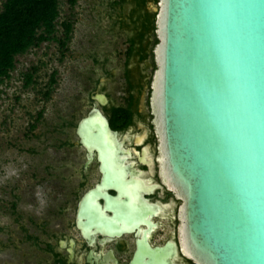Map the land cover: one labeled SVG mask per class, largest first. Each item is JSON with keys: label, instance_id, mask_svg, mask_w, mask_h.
I'll return each instance as SVG.
<instances>
[{"label": "water", "instance_id": "obj_1", "mask_svg": "<svg viewBox=\"0 0 264 264\" xmlns=\"http://www.w3.org/2000/svg\"><path fill=\"white\" fill-rule=\"evenodd\" d=\"M148 106L157 177L197 264H264V0H156ZM93 99L104 102L102 94ZM88 152L124 150L95 108Z\"/></svg>", "mask_w": 264, "mask_h": 264}, {"label": "flooded vegetation", "instance_id": "obj_2", "mask_svg": "<svg viewBox=\"0 0 264 264\" xmlns=\"http://www.w3.org/2000/svg\"><path fill=\"white\" fill-rule=\"evenodd\" d=\"M102 57L98 64L92 60L97 71L87 77L81 100L57 117L53 197L37 218L29 215L21 225L24 258L18 264H197L177 244L182 201L157 177L150 74L133 75L129 66L133 60L135 66L148 62L150 67L152 56H123L115 68ZM107 84L114 85L106 89ZM95 94L104 102L93 99ZM92 108L124 150L88 154L79 143L76 124Z\"/></svg>", "mask_w": 264, "mask_h": 264}, {"label": "rangeland", "instance_id": "obj_3", "mask_svg": "<svg viewBox=\"0 0 264 264\" xmlns=\"http://www.w3.org/2000/svg\"><path fill=\"white\" fill-rule=\"evenodd\" d=\"M130 7L127 0L120 18L126 20ZM116 18L107 0H58L54 34L61 43L43 41L15 55L13 68L0 83V264L23 261L20 227L27 216L37 218L53 197L55 122L81 100L87 77L97 71L90 55H104L108 68L123 59L124 35L132 30L120 28ZM63 21L70 23L66 37ZM129 66L133 75H149L152 69L148 62L135 66L133 60Z\"/></svg>", "mask_w": 264, "mask_h": 264}, {"label": "trees", "instance_id": "obj_4", "mask_svg": "<svg viewBox=\"0 0 264 264\" xmlns=\"http://www.w3.org/2000/svg\"><path fill=\"white\" fill-rule=\"evenodd\" d=\"M127 0H107L108 7L115 12V23L119 27H130L132 33H125L127 43L123 56L127 59L137 55L139 59L151 57L150 45L154 44L153 13L145 9L147 1L130 0L127 18L121 17ZM58 16V0H3L0 8V83L13 68L14 56L24 53L28 48L40 42L58 40L54 34L55 21ZM66 37L70 31L69 22H61ZM146 42L144 43V41ZM61 43V42H60ZM90 58L98 64V54L92 53ZM153 67V65H151ZM105 73V72H104ZM52 79V78H51ZM26 83L30 74L25 76Z\"/></svg>", "mask_w": 264, "mask_h": 264}]
</instances>
